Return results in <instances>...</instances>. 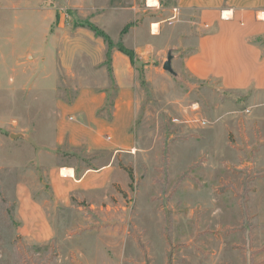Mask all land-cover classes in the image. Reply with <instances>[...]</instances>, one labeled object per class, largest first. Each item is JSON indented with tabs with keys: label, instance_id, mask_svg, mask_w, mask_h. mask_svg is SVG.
<instances>
[{
	"label": "rangeland",
	"instance_id": "rangeland-1",
	"mask_svg": "<svg viewBox=\"0 0 264 264\" xmlns=\"http://www.w3.org/2000/svg\"><path fill=\"white\" fill-rule=\"evenodd\" d=\"M156 1L150 8L147 0H39L41 13L0 0V49L30 54L24 75L0 72V264H264V96L181 75L175 62L192 33L172 12L173 0ZM112 10L123 16L121 34L165 30L178 50L135 55L136 147L116 161L124 187L113 184L100 206L75 199L48 206V224H37L36 208L17 206L20 188L49 194L38 155L51 136L47 93L55 82L41 75L35 47L43 35L62 50L86 41L89 21L115 28L117 20L101 19ZM168 55L171 71L163 69ZM109 62L105 53L95 67Z\"/></svg>",
	"mask_w": 264,
	"mask_h": 264
},
{
	"label": "crops",
	"instance_id": "crops-1",
	"mask_svg": "<svg viewBox=\"0 0 264 264\" xmlns=\"http://www.w3.org/2000/svg\"><path fill=\"white\" fill-rule=\"evenodd\" d=\"M23 1L26 9L39 11V0H6L1 6L16 9ZM172 12L178 15L180 25L192 33L181 45L188 50L182 55L179 53L180 59L175 62L181 75L195 82H214L230 94L251 92L264 96V0H173ZM122 17L114 10L101 15L107 22L120 23L115 28L103 26L101 29L111 39V49L107 46L105 49L102 40L90 30L88 40L72 39L63 50L57 40L46 41L44 35L35 47L41 55V75L55 82L47 93L52 96L51 136L38 155L39 170L49 186V194L40 189L34 193L20 188L17 206L36 208L37 224H48L44 210L48 206H68L73 199L86 201L91 207L100 206L113 184L123 188L127 183L116 175V161L136 147L133 134L136 72L116 45L121 43L140 60L149 48L171 53L170 49L178 50V46L174 45L175 40L166 38L165 30L164 42L162 36L148 38L141 34L130 39L127 33L121 34ZM153 24L160 26V22ZM188 42L191 44L186 45ZM142 47L147 52H142ZM74 48L76 53L70 55ZM108 52L109 69L102 66L97 70L95 64L102 63ZM29 56L25 50L11 51L9 55L0 49V72L24 75L26 72L20 71V65ZM49 59L51 64H46ZM62 94L72 98L61 100ZM79 158L91 160L93 165L86 166ZM47 233L44 230V238H48Z\"/></svg>",
	"mask_w": 264,
	"mask_h": 264
},
{
	"label": "trees",
	"instance_id": "trees-1",
	"mask_svg": "<svg viewBox=\"0 0 264 264\" xmlns=\"http://www.w3.org/2000/svg\"><path fill=\"white\" fill-rule=\"evenodd\" d=\"M82 26H86L96 37L101 38L108 47V49H111L113 47V43L109 38V36L104 31L99 29L97 26L89 22L84 23ZM116 49L129 59L131 65H134V61L136 57L132 50L125 48L121 43H118L116 45ZM107 55H109V52L107 53Z\"/></svg>",
	"mask_w": 264,
	"mask_h": 264
},
{
	"label": "water",
	"instance_id": "water-1",
	"mask_svg": "<svg viewBox=\"0 0 264 264\" xmlns=\"http://www.w3.org/2000/svg\"><path fill=\"white\" fill-rule=\"evenodd\" d=\"M170 62H171V57H170V55H168L166 58V61L163 63V69L164 70L171 71Z\"/></svg>",
	"mask_w": 264,
	"mask_h": 264
},
{
	"label": "bare ground",
	"instance_id": "bare-ground-1",
	"mask_svg": "<svg viewBox=\"0 0 264 264\" xmlns=\"http://www.w3.org/2000/svg\"><path fill=\"white\" fill-rule=\"evenodd\" d=\"M158 2L156 0H147V6L150 8H155L157 7Z\"/></svg>",
	"mask_w": 264,
	"mask_h": 264
},
{
	"label": "built area",
	"instance_id": "built-area-1",
	"mask_svg": "<svg viewBox=\"0 0 264 264\" xmlns=\"http://www.w3.org/2000/svg\"><path fill=\"white\" fill-rule=\"evenodd\" d=\"M175 12V11H174Z\"/></svg>",
	"mask_w": 264,
	"mask_h": 264
}]
</instances>
